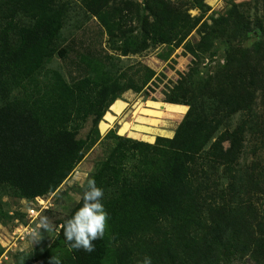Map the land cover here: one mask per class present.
<instances>
[{
  "label": "trees",
  "instance_id": "1",
  "mask_svg": "<svg viewBox=\"0 0 264 264\" xmlns=\"http://www.w3.org/2000/svg\"><path fill=\"white\" fill-rule=\"evenodd\" d=\"M77 1L94 28L70 19ZM194 8L209 6L0 0V197L55 193L94 144L105 151L50 242L16 251L15 264H264V0H231L202 21ZM162 44L191 56L164 92V102L187 106L173 136H101L109 106L156 74L145 64L127 69L122 57ZM218 49L221 62L211 65ZM54 56L63 69L48 65ZM90 178L109 219L87 253L69 247L61 226ZM2 205L0 220L13 218Z\"/></svg>",
  "mask_w": 264,
  "mask_h": 264
},
{
  "label": "rangeland",
  "instance_id": "2",
  "mask_svg": "<svg viewBox=\"0 0 264 264\" xmlns=\"http://www.w3.org/2000/svg\"><path fill=\"white\" fill-rule=\"evenodd\" d=\"M134 3L141 4L142 0H131ZM231 0H206V4L209 9L205 13H202L199 9H190L189 12L196 17H201V21L205 19L212 12L221 13L227 8L228 2ZM235 2H241L244 0H233ZM74 7H78L76 13H74L70 19L73 21H78L79 23H86L90 27H95V20L93 18H88L82 9H80V4L74 3ZM75 27L68 25L66 32H74ZM190 39L195 40L197 36L196 31L193 30L189 35ZM104 41V39H103ZM105 46V42H102ZM164 57V58H163ZM222 57L221 49H218V53L214 58L217 60L211 65L220 63L219 58ZM191 56L183 52L182 44L177 47L166 45H158L154 48H150L140 54L128 55L122 57L123 66L126 65L127 69L129 67H137L138 64H145L150 66L155 70L156 74L152 79L142 88L139 92H133L132 90H127L122 94V100L125 105L121 107L120 110L113 109L112 106L108 108L106 112H112L114 110L119 113L114 121L110 124L108 129L104 130L108 123L105 121H110L113 119L109 113H104L101 120L99 121L98 128L101 136H103L109 129H114L119 135H124L144 141L153 142L155 139L152 134L156 128L163 125L167 118L172 119L171 116L175 114H181L179 118L172 119L176 120V126L182 119L186 109L185 105L172 104L163 101L164 92L168 91L174 81L178 77V73L187 70L189 67V61ZM61 61L57 56H54L48 63L50 67H55L63 69ZM210 67H213L211 66ZM159 76L156 78V76ZM161 102V103H160ZM186 109V110H185ZM170 112V115H169ZM107 115L109 117H107ZM167 116V117H166ZM182 116V117H181ZM111 117V119H110ZM130 124V126H129ZM90 123L85 124L84 128L80 131L79 136L84 137ZM127 126L125 129L124 127ZM135 126V130L131 128ZM139 128L142 135L140 136ZM155 128V129H153ZM151 129V130H150ZM101 130H104L103 132ZM152 131V132H151ZM147 132V133H145ZM166 133V132H165ZM146 134V135H144ZM160 134H163L160 132ZM152 135V136H151ZM160 136H165L160 135ZM156 137V136H155ZM153 140V141H152ZM104 148L101 144H94L82 157V159L75 165L74 169L71 171L69 176L64 180V182L58 187L55 193H49L47 195H42L35 197L30 200L20 199L11 195H1L0 201L3 204L4 210L8 212L13 218L0 220V245L3 248V253L0 255V264H15L13 254L16 251H29L31 248L37 245L38 242H44V244L50 242L55 230L59 228L58 221L62 219L69 209L78 201L80 197L79 187H81L85 180L87 179L88 173L93 168L95 162L102 158L104 155ZM250 161V158H249ZM41 204L49 206L47 209L49 212L41 209ZM45 206V207H47ZM44 207V208H45ZM34 208L36 216L34 219L29 217V209ZM25 213L23 215L22 212ZM43 210V211H42ZM42 211V212H41ZM45 211V212H44ZM47 217L52 225L50 231H46L41 228L38 229L34 226L36 218L40 222L41 218ZM35 227L34 231H40V238L35 239L32 234H24L21 228H15L17 223L19 225L25 222ZM24 225V224H23ZM13 230L14 235H10ZM231 264H252L251 261H239L233 260Z\"/></svg>",
  "mask_w": 264,
  "mask_h": 264
},
{
  "label": "clouds",
  "instance_id": "3",
  "mask_svg": "<svg viewBox=\"0 0 264 264\" xmlns=\"http://www.w3.org/2000/svg\"><path fill=\"white\" fill-rule=\"evenodd\" d=\"M103 197L104 190L97 186L95 179H88L84 186L82 206L61 226L71 249L91 253L95 250L94 241L104 237L109 216L102 203ZM37 228L50 231L52 225L47 217H43ZM32 235L35 239L41 236L40 231H33ZM54 264H59V261L54 260ZM142 264H151V258L145 257Z\"/></svg>",
  "mask_w": 264,
  "mask_h": 264
},
{
  "label": "crops",
  "instance_id": "4",
  "mask_svg": "<svg viewBox=\"0 0 264 264\" xmlns=\"http://www.w3.org/2000/svg\"><path fill=\"white\" fill-rule=\"evenodd\" d=\"M117 100H122L121 98L120 99H117ZM116 101V100H115ZM123 101V100H122ZM114 103V102H113ZM112 103V104H113ZM111 104V105H112ZM110 105V106H111ZM182 105V104H181ZM109 106V107H110ZM186 106V105H185ZM110 109H111V107H110ZM186 109H187V106H186ZM185 109V110H186ZM123 110H124V108H123ZM123 110H121V112L123 111ZM112 112H106V113H109L111 116H112V118L113 119H111L110 121H105L106 123H108V126L104 129V130H106V129H108V127L110 126V124L114 121V119L116 118V116H118L119 115V113H121V112H116V111H114V110H111ZM105 113V114H106ZM167 117V116H166ZM182 117V116H181ZM105 119V118H104ZM104 119L103 120H101V121H104ZM168 120L167 121H165L164 122V124L163 125H160V126H157V127H162V128H153V129H155L154 130V134H157V135H154V138H155V136H160V135H164V134H159V132H160V130H162V131H164V132H166V134H165V137L167 136V137H172L173 136V134H174V129H175V127H176V120H172V119H170V118H167ZM129 126H130V124H129ZM127 126H125L124 127V129L126 128ZM104 130H101L102 132L104 131ZM131 130H135V126H133L132 128H131ZM141 136V135H140ZM152 136V135H151ZM154 140V139H153ZM152 140V141H153ZM148 142H150V141H148Z\"/></svg>",
  "mask_w": 264,
  "mask_h": 264
},
{
  "label": "built area",
  "instance_id": "5",
  "mask_svg": "<svg viewBox=\"0 0 264 264\" xmlns=\"http://www.w3.org/2000/svg\"><path fill=\"white\" fill-rule=\"evenodd\" d=\"M37 197H39V196H37ZM45 206H47V205H43V204H41V209L43 208V210H45V209H47L49 206H47V207H45ZM45 207V208H44ZM42 210V211H43ZM41 211V212H42ZM29 217L31 218V219H34V216H36V213H35V210H34V208H30L29 209ZM28 222L26 221L25 223H22V224H20L19 225V222L17 223V226L15 227V228H21L22 230H23V232H24V234H32L33 233V231H34V229H35V227H37V224L39 223V221H38V219L36 218V220H35V222H34V226L35 227H33V226H31L30 224H27ZM24 224V225H23ZM15 233V232H14ZM14 233H13V230L10 232V235H14Z\"/></svg>",
  "mask_w": 264,
  "mask_h": 264
},
{
  "label": "bare ground",
  "instance_id": "6",
  "mask_svg": "<svg viewBox=\"0 0 264 264\" xmlns=\"http://www.w3.org/2000/svg\"><path fill=\"white\" fill-rule=\"evenodd\" d=\"M161 103V102H160ZM125 105V102L124 101H122V100H117L116 99V101H115V103L113 104V106H112V108L113 109H116L117 111L118 110H120L121 109V107H123ZM121 111V110H120ZM170 113V112H169ZM170 115V114H169ZM107 117H109L108 115H107ZM112 117V116H111ZM111 117H110V119H111ZM172 117V116H171ZM105 121V120H104ZM138 131L140 130L139 128H136ZM151 130V129H150ZM152 132V131H151ZM160 132L161 133H163V134H166L164 131H162V130H160ZM160 132H159V134H160ZM145 133H147V132H145ZM155 132H153L152 134H154ZM139 134L140 135H142V133L139 131ZM148 134V133H147ZM144 135H146V134H144ZM143 136V135H142Z\"/></svg>",
  "mask_w": 264,
  "mask_h": 264
}]
</instances>
